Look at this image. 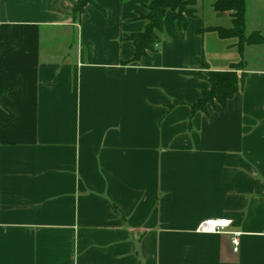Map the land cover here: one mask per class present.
I'll list each match as a JSON object with an SVG mask.
<instances>
[{"label": "crops", "instance_id": "crops-1", "mask_svg": "<svg viewBox=\"0 0 264 264\" xmlns=\"http://www.w3.org/2000/svg\"><path fill=\"white\" fill-rule=\"evenodd\" d=\"M77 1L0 0V264H264V0H246L260 40L242 53L210 30L229 12L197 0L130 62L148 0ZM208 33L233 39L220 60ZM241 60L243 88L193 114L206 71ZM211 217L231 222L197 231Z\"/></svg>", "mask_w": 264, "mask_h": 264}, {"label": "trees", "instance_id": "trees-1", "mask_svg": "<svg viewBox=\"0 0 264 264\" xmlns=\"http://www.w3.org/2000/svg\"><path fill=\"white\" fill-rule=\"evenodd\" d=\"M89 3L95 2L94 0H78L73 9L75 17L84 14ZM196 4L197 0H148L144 4L145 11H136L135 18L145 22L143 30L130 33L126 37L134 44L132 57L126 62L138 61L143 56H149L151 52L159 50L167 11L175 12L173 17L175 24L180 30H184L189 24V18L197 14ZM212 5L217 12H229L233 18V26L229 28L210 27V30L217 31L222 38H237L241 53L244 44L259 42L260 38L257 33L246 35V0H213ZM244 78L242 60L234 63L228 70L206 71V79L210 87L202 92L196 102L191 104L192 113L207 111L209 104H219L225 107L228 101L243 88Z\"/></svg>", "mask_w": 264, "mask_h": 264}, {"label": "built area", "instance_id": "built-area-1", "mask_svg": "<svg viewBox=\"0 0 264 264\" xmlns=\"http://www.w3.org/2000/svg\"><path fill=\"white\" fill-rule=\"evenodd\" d=\"M230 220L226 217L216 218L211 217L202 220L198 227L197 231L199 232H207V233H222L225 232L227 227L230 225ZM232 244L234 251L239 249L240 238L239 232H234L232 236Z\"/></svg>", "mask_w": 264, "mask_h": 264}, {"label": "rangeland", "instance_id": "rangeland-1", "mask_svg": "<svg viewBox=\"0 0 264 264\" xmlns=\"http://www.w3.org/2000/svg\"><path fill=\"white\" fill-rule=\"evenodd\" d=\"M142 11H145V9L144 10H142ZM223 25L224 24H228V23H222ZM226 26V25H225ZM247 29V28H246ZM248 30V29H247ZM213 37H214V39H218L217 38V36H216V34L215 33H212V34H206V36H205V52H206V54L207 55H209V56H212V54L217 58V59H221L222 58V55H221V47H222V45H223V43H227L229 40H231V39H227V40H225L224 42H218V44L217 45H214L213 47H214V49L212 48V46H211V44L213 45V43H211V39H213ZM233 40V39H232ZM231 40V41H232ZM232 52V51H231ZM227 53H228V51H227ZM230 53V52H229ZM233 53V52H232ZM227 55V54H226ZM226 55L224 56V58L226 57Z\"/></svg>", "mask_w": 264, "mask_h": 264}]
</instances>
